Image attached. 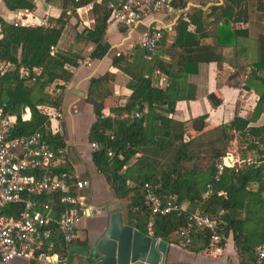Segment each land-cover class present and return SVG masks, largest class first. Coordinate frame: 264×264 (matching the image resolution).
<instances>
[{"label":"trees","instance_id":"16d2710c","mask_svg":"<svg viewBox=\"0 0 264 264\" xmlns=\"http://www.w3.org/2000/svg\"><path fill=\"white\" fill-rule=\"evenodd\" d=\"M226 1L231 5L212 8L208 15L197 12L188 16L189 23L181 18L176 19L175 37L170 46L171 49L179 50L174 66L162 65L155 56L146 61L142 51L130 62L127 61V56L123 55L112 59V66L128 76L126 88L131 92L128 103L123 108L114 110V117L103 115L102 97L97 99L103 93L101 87L110 80L108 74L90 81L86 102L91 105L95 121L89 128L87 141L95 142L101 147L100 152L91 153V161L96 171L104 176L117 199L127 201V226L150 233L155 239L170 242L173 237L178 242V231L186 225V213L212 216L222 212L217 231L224 239L231 235L239 264H255L254 247L264 241V126L247 127L249 120L234 117L228 125L220 129L206 130L203 117L185 122H176L170 118L177 101L194 99L195 87L187 83V77L196 73L198 64L215 62L214 56H211L212 50H202L200 47L199 40L205 38L206 28L210 26L214 29L211 31L214 48L227 47L230 40H236L233 28L229 27V21L233 5L239 0ZM2 2L10 11H29L33 8V5L25 0ZM88 2L89 0H80L75 4L70 0L71 14L73 9ZM104 5L93 28L82 33L85 34L82 40L95 46L92 57L103 56L106 52V46L101 44L107 20ZM66 18V13L62 12L57 19H47V26L35 27H13L0 19V108L16 117L11 137L42 133L43 140L49 145L54 157L61 155L64 148L62 137L59 133H43L49 122L47 116L37 108L58 107L57 99L50 98L45 90L57 82L67 83L71 73L66 66L73 68L80 60L76 54L54 51ZM209 18L213 19L212 24L202 26L203 19L207 21ZM188 25H192L194 29L188 31ZM260 49L264 53V44L260 45ZM255 65L256 70H262L264 73V56ZM156 69L167 77L169 87L158 89L151 85V73ZM258 80L264 87V77ZM182 84L184 90H180ZM189 91L190 95L186 93ZM214 96L213 93L206 95L212 107L220 104V100H212ZM263 99L264 93L259 97L254 109L256 113ZM21 107L29 111L27 121L20 118ZM122 113L127 114V118L119 119ZM134 113H139V118H134ZM26 115L28 116L27 111ZM228 131L238 133L241 137L252 138L246 144L245 150L255 151L258 164L241 169L225 167L219 181L213 183L215 165L221 161L223 153L218 149H211L210 146L224 142L225 148L227 142L233 138L227 136ZM209 133H215L210 140L206 143L204 140L197 142ZM196 145L197 148L211 149L208 152L210 164L205 170L206 173L193 169L183 170L180 167L182 161L190 162L193 159L192 152ZM105 151L111 152L112 156L106 157ZM136 155L140 157L135 160L133 167L137 166L135 170L140 172L133 184H128V176L126 177V170L123 172V168L127 167L128 162ZM167 156H171L169 164L161 166L159 160ZM144 182L151 185L161 200L173 199L178 204H186V213H171L164 217L150 215L143 206L140 192ZM207 184H211V193L204 196ZM55 199L57 196L48 198L51 202ZM60 211L61 207H58V212ZM193 237L201 240L199 249H202L208 240L206 232L195 229L191 230L190 238ZM52 240L54 247L63 254L68 245L59 235H53ZM190 246L184 248L190 249Z\"/></svg>","mask_w":264,"mask_h":264},{"label":"crops","instance_id":"0c3cea01","mask_svg":"<svg viewBox=\"0 0 264 264\" xmlns=\"http://www.w3.org/2000/svg\"><path fill=\"white\" fill-rule=\"evenodd\" d=\"M25 1L33 5L31 10L10 11L0 0V19L8 25L19 19L21 22L30 23L28 27L47 26V19H57L62 12H65L67 18L54 51L73 53L80 57L75 67L66 66V69L71 73V78L67 83L57 82L45 90L46 95L57 99L58 107L54 109L40 106L37 109L47 116L50 134L59 133L64 143L61 155L55 157L50 171L54 175L60 173V175H67L72 179L88 182V187L84 190V194L88 197L85 203L87 209L84 211V217L80 219L74 241L77 247L85 249L100 236L101 229L106 226L108 214L120 213L123 224L127 225L126 199H117L114 196L104 176L96 171L91 161L87 137L95 117L91 105L86 102L89 84L91 80L108 74L110 80L101 87L103 93L97 99L102 97L103 115L114 117V110L123 108L128 103L131 92L126 88L129 81L128 76L112 66V59L123 55L127 56V61L130 62L133 57L140 55L141 51L136 46V40L141 29L138 28L129 33L125 32L118 24L106 23L101 40V44L106 46V52L103 56L92 57L91 54L95 46L82 40L85 35L82 33L93 28L94 22L102 13L104 2L107 0H96L98 3L92 11L80 14H76L75 9L71 14L70 0ZM230 5V2L226 0H174L172 9L169 11L145 14L142 19L144 24L150 23L162 29V39L153 56L164 66H174L179 50L171 49L170 46L175 37L176 19L181 18L182 21L189 23L188 16L194 13L202 12L204 15H208L212 8ZM41 20L44 21L43 24H39ZM205 21L203 19L202 26L212 24L213 19L209 18L207 23ZM216 21L217 19L214 22ZM229 27L233 28L236 40H230L228 46L221 49L213 47L214 38L211 31L214 29L210 26L206 28L205 38L199 40L200 47L202 50L211 49L213 52L211 56H214L215 62L198 64L196 73L187 77V83L195 87L194 99L177 101L173 113L170 115L172 120L185 122L203 117L206 130L220 129L228 125L234 117L249 120L247 127L264 126V99L259 103L258 112L254 111L259 97L264 93V87L258 80V78L264 77V73L262 70L254 68L256 67L255 63L264 56L260 49V45L264 44V0H239L236 5H233ZM187 29L192 31L194 28L192 25H188ZM151 85L158 89L169 87L167 77L157 69L151 73ZM57 86L61 88H57ZM180 90H184L183 84ZM186 93L191 94L190 91ZM210 93L215 95L212 100L214 102L220 100V104L215 107L210 105L206 99V95ZM80 94L82 96H79ZM25 110L28 112V116L25 111L21 118L20 112L22 121L29 119V111L27 108ZM61 124H63V129H61ZM214 134L209 133L207 137L200 138L197 142H202L204 139L210 140ZM227 136H233V138L227 142L225 148L224 142H218L210 147L222 152L221 158L226 156L228 159L230 158V167L241 169L258 164L256 162L258 156L255 151L245 150L246 144L252 138L241 137L238 133L229 131ZM238 139L242 147H239L240 151L237 153L232 150L230 144H235ZM195 147L197 148V145ZM211 149L207 148L206 152L201 151V148L194 150V153L200 157L196 164L192 159L189 162L190 167L187 169L206 173L205 170L210 164L208 152ZM139 157L138 155L134 156L128 162L127 167L123 168V172L126 170V173L130 169L128 184H133V180L140 172V170L138 172L135 170L138 168L137 166L133 167L135 160ZM182 166H188V162L183 163ZM182 206L186 209V204H182ZM87 211H89L88 215H86ZM139 232L151 236L150 233ZM163 242L167 245L164 264H239L231 235L224 239L221 254L215 258L201 254L203 249H199L202 245L201 240L196 237L191 238L190 249L182 247L173 237L170 242ZM0 264L3 263L0 262ZM9 264L34 263L16 259ZM70 264H85V261L83 257L73 255Z\"/></svg>","mask_w":264,"mask_h":264},{"label":"built area","instance_id":"2783aa9c","mask_svg":"<svg viewBox=\"0 0 264 264\" xmlns=\"http://www.w3.org/2000/svg\"><path fill=\"white\" fill-rule=\"evenodd\" d=\"M75 4L80 0H73ZM174 0H108L104 9L108 22L120 25L125 32L140 28L136 46L144 53V59L150 61L156 47L162 39V29L152 24H144L143 16L172 9ZM98 2L91 0L75 8V13L92 11ZM35 22V21H34ZM41 20L39 24H43ZM30 23L11 22L13 27H28ZM122 113L119 119L127 118ZM139 118L138 113L132 115ZM54 118V117H53ZM16 117L0 108V262L9 264L20 259L34 264H65L63 254L54 247L53 235H59L68 246L76 239V230L80 219L84 217L88 187L86 180L54 175L50 172L55 157L49 145L43 140L42 133L29 136L11 137V129ZM48 126L43 133H50ZM90 152H100L99 144L88 143ZM106 157L111 152L105 151ZM226 157L215 165L213 183L225 167ZM204 196L211 193V184L205 186ZM143 206L152 216L164 217L171 213H186L182 204L173 199L161 200L148 182L140 187ZM57 196L54 202L48 200ZM58 207L61 211L58 212ZM222 212L212 216L207 214L186 213V225L178 231L182 247L191 244V230L208 234L206 245L201 250L203 256L215 258L221 254L223 236L217 231ZM255 264L264 263V241L255 247Z\"/></svg>","mask_w":264,"mask_h":264},{"label":"water","instance_id":"95a60500","mask_svg":"<svg viewBox=\"0 0 264 264\" xmlns=\"http://www.w3.org/2000/svg\"><path fill=\"white\" fill-rule=\"evenodd\" d=\"M25 111L24 107L20 108L21 118ZM227 163L230 165L229 162ZM87 200L88 197L86 202ZM106 221L100 236L87 248L77 247L76 242H72L67 247L65 264L71 263L73 255L83 257L85 264H164L167 251L165 242L152 238L150 235H143L136 229L123 224L120 213L108 214Z\"/></svg>","mask_w":264,"mask_h":264},{"label":"rangeland","instance_id":"374dc122","mask_svg":"<svg viewBox=\"0 0 264 264\" xmlns=\"http://www.w3.org/2000/svg\"><path fill=\"white\" fill-rule=\"evenodd\" d=\"M159 45V44H158ZM158 45H157V47H158ZM157 47H156V49H157ZM156 51V50H155ZM205 140V143H206V139H204ZM240 144V145H239ZM230 147L232 148V150H235L237 153L240 151L239 149V147H242V144H241V142L239 141V139H238V141H236L235 142V144H230ZM198 148H195V150H197ZM201 151H207V147H203V148H201ZM194 152H192V155L194 156L193 157V159H194V164H196L197 162V160L199 159V155L197 154V153H194ZM170 157L171 156H167V157H164L162 160H159V163L161 164V166H167L168 164H169V162H170ZM239 157V156H238ZM186 162H188V166H182L183 165V163H186ZM225 162H230V158L228 159V157L225 159ZM199 165V164H198ZM180 167H181V169H183V170H188L187 169V167H190V164H189V161H182L181 163H180ZM158 168V170H160V168L159 167H157ZM200 168V167H199ZM189 171V170H188ZM129 173H130V169L127 171V173H126V177L129 175Z\"/></svg>","mask_w":264,"mask_h":264}]
</instances>
